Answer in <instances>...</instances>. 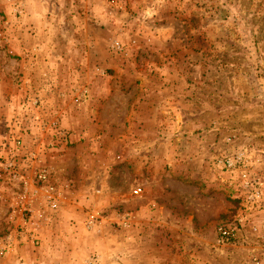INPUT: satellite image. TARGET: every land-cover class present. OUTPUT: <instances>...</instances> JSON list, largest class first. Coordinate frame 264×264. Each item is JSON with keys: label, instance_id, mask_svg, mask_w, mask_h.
Listing matches in <instances>:
<instances>
[{"label": "rangeland", "instance_id": "374dc122", "mask_svg": "<svg viewBox=\"0 0 264 264\" xmlns=\"http://www.w3.org/2000/svg\"><path fill=\"white\" fill-rule=\"evenodd\" d=\"M47 219L80 264L259 263L264 0H0V264Z\"/></svg>", "mask_w": 264, "mask_h": 264}, {"label": "crops", "instance_id": "0c3cea01", "mask_svg": "<svg viewBox=\"0 0 264 264\" xmlns=\"http://www.w3.org/2000/svg\"><path fill=\"white\" fill-rule=\"evenodd\" d=\"M54 222L51 221L50 219H47L45 222L42 223L43 226H45L44 230H46V227H48L47 229H49L48 234L41 235L42 248L44 251L46 250L45 253L47 252L49 261L46 263V262H41L40 260L36 261L38 259H34L28 261L26 264H80L78 263V260L82 259L84 255L81 254L80 252H77L76 249L73 250L66 247L63 250L61 248H58L61 249V251H57L58 243L61 242L59 237H57V235L55 236L53 235V232L55 231H53L51 227L54 226L55 224ZM54 243H57L56 248Z\"/></svg>", "mask_w": 264, "mask_h": 264}, {"label": "built area", "instance_id": "2783aa9c", "mask_svg": "<svg viewBox=\"0 0 264 264\" xmlns=\"http://www.w3.org/2000/svg\"><path fill=\"white\" fill-rule=\"evenodd\" d=\"M37 179L40 183H44L48 185V180L50 179L49 173L47 171H40L37 175ZM47 193L49 196L46 198V201L48 202V205L54 207V194L55 190L52 185H49L47 188ZM137 194V191L135 192ZM258 196V194H256ZM223 236L226 235V232L221 233ZM30 236V235H29ZM31 242H37L35 238L32 236L30 237ZM12 238L10 236H4L0 237V256H4L9 252V248L12 242ZM99 263V258L97 255H92L86 260V264H98ZM258 264H264V257L260 259Z\"/></svg>", "mask_w": 264, "mask_h": 264}]
</instances>
